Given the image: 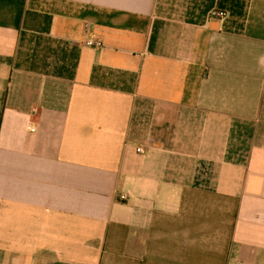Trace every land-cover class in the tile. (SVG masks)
I'll return each mask as SVG.
<instances>
[{"label":"crops","instance_id":"obj_1","mask_svg":"<svg viewBox=\"0 0 264 264\" xmlns=\"http://www.w3.org/2000/svg\"><path fill=\"white\" fill-rule=\"evenodd\" d=\"M0 264H264V0H0Z\"/></svg>","mask_w":264,"mask_h":264},{"label":"built area","instance_id":"obj_2","mask_svg":"<svg viewBox=\"0 0 264 264\" xmlns=\"http://www.w3.org/2000/svg\"><path fill=\"white\" fill-rule=\"evenodd\" d=\"M211 15L223 17L225 15V13L223 11H214L211 13ZM85 44L87 46H91L94 48H100L103 46L102 41L100 39H97V38H89L85 41ZM137 151L142 152V150L140 148H138Z\"/></svg>","mask_w":264,"mask_h":264}]
</instances>
